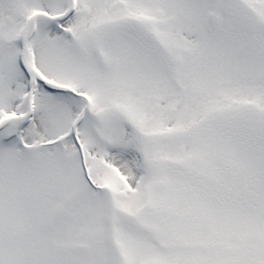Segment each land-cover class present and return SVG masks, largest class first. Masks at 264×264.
Masks as SVG:
<instances>
[{
  "label": "snow or ice",
  "instance_id": "snow-or-ice-1",
  "mask_svg": "<svg viewBox=\"0 0 264 264\" xmlns=\"http://www.w3.org/2000/svg\"><path fill=\"white\" fill-rule=\"evenodd\" d=\"M0 264H264V0H0Z\"/></svg>",
  "mask_w": 264,
  "mask_h": 264
}]
</instances>
